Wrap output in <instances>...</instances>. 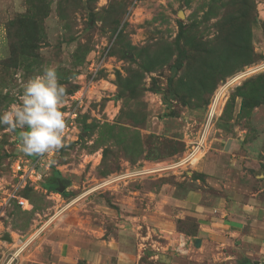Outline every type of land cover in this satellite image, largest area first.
I'll return each mask as SVG.
<instances>
[{"label": "rangeland", "instance_id": "374dc122", "mask_svg": "<svg viewBox=\"0 0 264 264\" xmlns=\"http://www.w3.org/2000/svg\"><path fill=\"white\" fill-rule=\"evenodd\" d=\"M46 66L66 88L64 147L43 156L47 194L25 189L19 195L28 206L13 202L0 214V264L46 222L29 246L64 215L79 217L99 200L119 209L114 194L121 191L203 184L197 169L219 132L243 129L247 139L264 140V0H0V113L19 103L23 83ZM237 74L196 162L94 191L54 219L61 200L102 179L187 157L216 91ZM21 131L0 126V198L12 184L13 161L39 157L20 150ZM193 222L180 230L192 232Z\"/></svg>", "mask_w": 264, "mask_h": 264}, {"label": "crops", "instance_id": "0c3cea01", "mask_svg": "<svg viewBox=\"0 0 264 264\" xmlns=\"http://www.w3.org/2000/svg\"><path fill=\"white\" fill-rule=\"evenodd\" d=\"M234 132L212 140L203 184L164 181L114 194L117 210L99 200L66 214L17 264H264V140ZM187 219L192 232L178 228Z\"/></svg>", "mask_w": 264, "mask_h": 264}, {"label": "clouds", "instance_id": "9594fccd", "mask_svg": "<svg viewBox=\"0 0 264 264\" xmlns=\"http://www.w3.org/2000/svg\"><path fill=\"white\" fill-rule=\"evenodd\" d=\"M66 88L58 81L55 67L46 66L42 73L22 85L19 103H12L0 113V126L22 129L18 137L25 155L44 156L64 147L66 122L60 110Z\"/></svg>", "mask_w": 264, "mask_h": 264}, {"label": "built area", "instance_id": "2783aa9c", "mask_svg": "<svg viewBox=\"0 0 264 264\" xmlns=\"http://www.w3.org/2000/svg\"><path fill=\"white\" fill-rule=\"evenodd\" d=\"M190 155V156H189ZM187 158H183L180 160L179 164L173 166H179L181 167L183 163H187V161L190 160L192 157V154H189ZM177 163V162H176ZM175 164V163H174ZM181 165V166H180ZM49 166L44 165V159L43 156H39L36 159H28V158H18L15 159L11 165V172H12V184L10 185V189L6 191V194L2 195L0 198V214L9 207L13 202L16 203L21 208H26L28 206V201L24 197L20 196L19 194L29 188L37 193H42L43 195H46V191L44 190V186H42L43 177L45 176L46 170H48ZM178 168V167H177ZM166 167L162 168H149V169H143V170H124L120 172L119 174L113 175L111 177H108L106 179H102L100 182L96 184V186H93L90 189L85 190L80 195L76 196L74 199H71L70 201H63L61 200V203L56 206L57 212L54 216V219L61 214H63L65 211H67L69 208H71L75 203L83 200V198L90 193L94 191L101 190L103 188L107 187H116L120 185L121 183H125L127 180L139 178V177H148V175H161L162 173L171 171V170H164ZM48 196H57L59 197L58 193H49ZM60 198V197H59ZM58 198V199H59ZM51 222H46L41 228L37 229L35 232V235L28 239L25 243V245H22L17 249V251L9 258V261L7 264L13 263L15 258L22 252L23 248L30 243L36 236H38ZM34 234V233H33Z\"/></svg>", "mask_w": 264, "mask_h": 264}, {"label": "bare ground", "instance_id": "6f19581e", "mask_svg": "<svg viewBox=\"0 0 264 264\" xmlns=\"http://www.w3.org/2000/svg\"><path fill=\"white\" fill-rule=\"evenodd\" d=\"M256 71H252V72L249 71L248 73L247 72H243V73L240 72L239 74H245V75H242L239 78H242V80H244L246 77L250 76L251 74L255 73ZM239 74H237L236 76H234L232 79H230L228 81L227 84H225L218 91H216L215 96L213 97V99L211 101V104H210V106L208 108V114H207V117H206V124H205V126L203 128L202 133L200 134L197 147H195L191 151L190 154H192V157L190 158V160L187 161V163L185 162V163L181 164L182 166H184L186 164H191V163L196 162L198 160V158L200 157V155L202 154L201 153V149H203V144H204L206 135L208 134L209 128L211 126V122H212L213 118L215 117V115L218 113V111H219V109L221 107V104L223 102V98H224L225 94L227 93V88H224V87L230 86V85L231 86L235 85V83H233V82H235L236 80H239V78H238V75ZM189 156H187V157H189ZM187 157H185V158H187ZM180 162H177V163L171 164V165L168 164L169 166H165L166 169H164V170H166V171L167 170H174V169H176L179 166H176V167H173V166L179 164Z\"/></svg>", "mask_w": 264, "mask_h": 264}, {"label": "water", "instance_id": "95a60500", "mask_svg": "<svg viewBox=\"0 0 264 264\" xmlns=\"http://www.w3.org/2000/svg\"><path fill=\"white\" fill-rule=\"evenodd\" d=\"M180 18H182V17H180ZM252 71H256V70L254 69V70H252ZM252 71H251V72H252ZM63 190H64V188H63V187H60V188L58 189V192H59V193H62ZM6 240H7V239H6Z\"/></svg>", "mask_w": 264, "mask_h": 264}, {"label": "trees", "instance_id": "16d2710c", "mask_svg": "<svg viewBox=\"0 0 264 264\" xmlns=\"http://www.w3.org/2000/svg\"><path fill=\"white\" fill-rule=\"evenodd\" d=\"M27 189H29V188H27ZM30 191H31V189H30ZM187 221V220H186ZM193 221V220H192ZM185 221H183V222H178L179 223V226H178V228L182 225V224H185L184 223ZM193 224H194V226H195V223L193 222ZM180 229V228H179Z\"/></svg>", "mask_w": 264, "mask_h": 264}]
</instances>
